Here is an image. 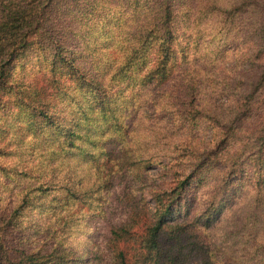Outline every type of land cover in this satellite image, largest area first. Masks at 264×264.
Wrapping results in <instances>:
<instances>
[{
    "label": "trees",
    "instance_id": "obj_1",
    "mask_svg": "<svg viewBox=\"0 0 264 264\" xmlns=\"http://www.w3.org/2000/svg\"><path fill=\"white\" fill-rule=\"evenodd\" d=\"M237 43L251 58L225 129L212 151H178L185 150L187 171L155 193L148 215L135 199L142 170L171 156L157 148L162 138L121 139L120 111L139 97L163 117L167 105L155 97L169 92L173 76L195 63L207 73L214 59L197 58H216ZM69 106L77 109L61 116ZM27 132L35 143L25 140ZM109 134L121 145L113 158L105 138H96ZM37 148L45 150L30 158ZM131 150L142 153L129 156ZM64 153L90 164L97 179L84 188L68 179L73 174L64 182L45 177L44 164L56 167ZM101 156L107 169L97 181ZM220 164L221 185L208 203L186 194ZM236 172L240 184L248 177L264 186V0H0V264H262L261 242L254 263L210 247L208 228L226 207L216 198ZM100 189L114 198L97 212L101 248L90 259V247L77 250L69 241L70 230L78 205L91 207ZM117 211L122 217L112 221Z\"/></svg>",
    "mask_w": 264,
    "mask_h": 264
},
{
    "label": "rangeland",
    "instance_id": "obj_2",
    "mask_svg": "<svg viewBox=\"0 0 264 264\" xmlns=\"http://www.w3.org/2000/svg\"><path fill=\"white\" fill-rule=\"evenodd\" d=\"M239 45L241 43L227 46L226 51H221L216 58L214 56L198 57L197 60L205 62L214 59L210 63L212 66L207 73H204V69L199 63L181 68L173 76L171 82L167 84L166 88L169 89V92L166 90L165 95L158 94L155 97V102H163L167 105L168 109L163 117L158 112L159 106L149 109L151 103L146 100L141 103L142 98L139 97L134 101L132 100L133 103L125 108L126 110L120 111L116 123L121 122L125 128L121 139L130 136L136 143L144 139L142 141H145L144 144H146L149 141H157V139L162 138L157 148L163 149V153L171 156L170 160L165 156L160 163L148 164L142 170L144 180L140 189L136 191L135 199L139 206L148 210V215L153 212L152 206L154 205L155 193L162 194L164 189L170 187L173 177L187 171L184 167L186 156L183 153H185V150L181 156L178 155V151L187 149V147H191L199 153L203 149L212 151L214 142L218 138L216 133L225 129H221V127L226 125V113L229 106L238 98L236 88L244 85L242 80L246 78H243L242 74L245 70H248L249 58H251V56H248L249 50H244ZM250 68L254 69L253 66ZM144 93L146 94V90H144ZM76 109L77 107L69 106L66 109L67 112L65 114L61 112L60 115L67 118ZM182 111L183 117L179 118L177 112ZM92 116H95V114H92ZM16 120L20 121V115L16 117ZM24 131L20 121V130H17V132L23 133ZM24 138L26 141L34 142L28 132ZM96 138H105L104 142L101 141L102 145L105 149L109 148L111 151L110 158H113L121 146L114 140L117 138L115 134L98 135ZM189 142L190 145H188ZM172 146L176 148L175 151ZM140 149L143 150V147ZM41 150L43 152L45 149L32 150L29 157L36 155V152L40 153ZM224 150L225 146L219 154H222ZM132 152L142 153V151L131 150L128 151L129 156ZM64 154L66 155L64 159L56 161L58 163L56 167V163L51 166L44 160L46 163L44 165L48 166L47 171H42L45 177L46 174L50 173L49 178H55V182H64L69 174H73L74 176L68 179L71 181L76 179L77 182L80 180L84 188H87L89 183L92 184L97 179V174L90 164L78 162L75 156L70 157L68 154ZM217 157H220V155H217ZM132 159L134 160L133 157ZM101 160L102 156L98 164L102 167L98 172L97 181H101L107 169ZM114 163L115 165H110L112 170L118 169L119 166L118 161ZM125 166L128 167V177H131L130 174L134 168L127 163H125ZM222 166L223 164L218 165L216 171L209 170L206 175L208 180H205L204 185L198 190L189 188L186 190V194L195 196L198 202L208 203L210 196L207 194L213 193L217 188V184L221 185L219 182L221 170L219 168ZM216 172L217 177L210 174L214 173L215 175ZM228 180V184L225 186L227 187L226 192L216 198L221 201L225 200L226 207L222 210L218 219L208 228L211 235L209 239L211 242L210 247L215 249V245L219 250H226L230 254H243L245 259L254 263L259 259L256 256L257 252H255L257 243L264 244V186H256L253 181L248 182V177L243 184H240L237 172L233 176L230 175ZM138 186L139 184L135 185V187ZM2 191L5 195V190ZM96 196L97 200L93 202L91 207H89L88 201L78 205L79 210L73 216V229L70 230L73 234H71V240H69L76 245L77 250L83 249L84 244L87 245V248L90 247V251L85 252L90 259L96 256L97 250L101 248L98 235L102 228V221L97 212L100 209H107L114 198L110 196L109 192L102 189L96 193ZM76 204H74V209H76ZM36 216L37 214L34 213L33 217ZM117 216L119 219L122 217L120 211H117L111 220L116 221ZM90 237H93L92 241H89L88 238ZM261 257L264 259V253Z\"/></svg>",
    "mask_w": 264,
    "mask_h": 264
}]
</instances>
